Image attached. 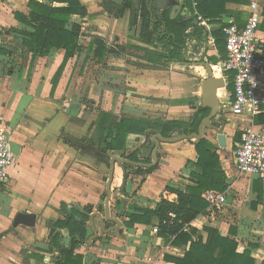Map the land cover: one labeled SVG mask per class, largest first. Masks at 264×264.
Here are the masks:
<instances>
[{"label": "crops", "instance_id": "1", "mask_svg": "<svg viewBox=\"0 0 264 264\" xmlns=\"http://www.w3.org/2000/svg\"><path fill=\"white\" fill-rule=\"evenodd\" d=\"M38 1L62 5L50 0ZM79 1L86 15H72L71 22L82 27L79 40L82 50L65 61L64 49L33 58L23 45L25 33H33L34 28L19 20L18 14L30 15L31 0H0V127L9 131L14 155L9 181L0 189V264H56L58 252L50 251L49 237L55 221L64 218L63 204L80 210L93 205L92 213L105 216L107 163L95 142L96 121L101 111L112 113L118 121L123 117L161 125L189 121L202 106L203 79L196 81L199 69L205 68L207 73L206 65L213 68L227 57L225 51L223 58L219 44L220 40L225 42L224 28L231 22L244 26L253 2L258 3L262 13L256 35L264 39V0L229 2L226 5L229 12L218 20L200 13L197 0L196 4L191 0H175L166 9H155V0H148L155 19L157 16L161 20L162 13L168 11L170 20L189 25L184 47L177 57L169 60L165 56L168 48L160 43L159 33L150 41L144 38L143 0H125L122 5L110 0ZM198 15L203 17V23ZM153 26L154 22L151 29ZM165 28V24L160 27L164 33ZM220 30L224 33L222 37L216 36ZM96 39H102L114 52L96 54ZM214 58L219 59L216 64ZM92 75L99 90L92 94V103L87 104L85 80ZM228 84L224 95H219L220 102L230 94ZM103 94L112 102L109 110L100 101ZM231 115L233 121L228 119L224 125L226 146L214 143L228 187L225 191L205 192V197L209 191L224 194L225 203L221 207L210 204L208 212L192 225L199 229L212 226L222 234H227L231 225H237L239 251L251 250L257 264H264V182L260 177L240 173L236 167L235 150L240 139L236 140L235 136L241 131L240 124L246 126L250 122L247 115L239 116L240 119ZM255 117L254 125L264 126L255 124ZM236 120L237 127H234L232 123ZM175 130L170 136L155 130L145 135L131 134L126 151L109 153L123 157L124 153L129 156L137 152L135 161L152 162L151 155L143 154V147H152L156 133L164 137L181 134ZM205 131L203 138L213 142L212 135L207 137ZM230 147L234 148L233 153ZM158 155V168L146 175L116 164L111 215L122 221V227L102 233L100 219L95 217L98 240L75 249L76 254L83 256L82 264H173L165 259V254H183L184 248L167 244L165 238L153 232L157 222L128 228L124 224L127 218L114 209L116 199L121 197L126 198L128 211L134 206L148 208L162 198L177 202V191L196 185L192 173H200L201 169L194 163L197 160L194 141L162 142ZM255 181H259L258 188L263 191V200L258 204ZM241 191L248 195L243 201L235 197ZM225 204L235 208L237 222L230 223L234 213L231 206L223 207ZM18 213L35 214L36 224L14 225ZM91 214L90 236L94 234ZM108 222L105 220L106 228L116 225ZM57 230L62 233L61 242L69 246V231Z\"/></svg>", "mask_w": 264, "mask_h": 264}, {"label": "trees", "instance_id": "2", "mask_svg": "<svg viewBox=\"0 0 264 264\" xmlns=\"http://www.w3.org/2000/svg\"><path fill=\"white\" fill-rule=\"evenodd\" d=\"M143 0L142 27L144 38L148 41L156 34L162 36L160 43L168 48L165 56L172 60L177 57L180 48L185 45L187 36V23L176 24L170 20L169 12L162 13L161 20L155 19L152 8ZM57 2L61 6L47 5L38 0H31L32 11L29 16L18 14L19 20L32 26L33 33H25L26 38L23 45L28 52H31L33 58L38 56H47L52 50L64 49L65 61L82 50L80 45L81 25L72 23V15H86L85 7L79 0H50ZM199 12L205 17L218 20L223 13L229 12L226 8L227 3H247L246 0H197ZM121 15V13H120ZM154 26L151 29V25ZM71 24V25H70ZM166 25L165 33L162 28ZM71 26L68 28V26ZM168 35V36H167ZM216 36H224L222 30L216 33ZM95 53L103 56L106 51L114 52V48H108L102 39H96ZM223 58H225V42H219ZM216 64L219 59L214 58ZM57 77V76H56ZM55 85V83H54ZM228 89L233 95V82L228 84ZM210 109L199 106L189 121H169L164 125L153 124L145 121H139L132 118L123 117L116 120L112 113L101 111L96 121L95 142L99 148L107 155L111 151H126L128 137L131 134L145 135L150 130L162 133L164 136H170L176 128H182L186 133L197 132L200 122L208 115ZM255 124H264V109L262 108L255 117ZM241 131L236 133V140L240 139ZM197 151V160L194 162L201 172H193L196 185H189L184 191H177L178 201L171 202L167 199H160L152 203L148 208L134 206L132 211H128L126 198H117L114 209L120 216H125L126 227H134L135 224L151 225L157 222L160 227L159 235L165 238L166 243L174 247L184 248L182 255L165 254V259L173 264H257L252 251L246 249L239 251V242L237 240L238 226L231 225L227 234L212 226H203L201 229L194 227L192 222L200 215L206 214L210 203L205 197V192L210 189L225 191L228 187L226 183V174L222 168L220 155L217 152L216 145L207 139L202 138L195 144ZM123 157L136 160L137 152ZM126 169L132 168L137 174L146 175L151 173L158 166L152 168L134 167L125 164ZM259 181L254 182V189L259 190L258 204L263 200V191L258 188ZM256 204V205H257ZM64 218L55 221V228L50 234V251L56 250L58 256L56 264H82L83 256L75 253L78 245L86 244L88 235V222L90 214L94 211L93 205H87L83 210L68 205H62ZM170 213H175L176 218L171 225L164 224ZM114 224L112 221L108 225ZM57 229H67L71 240L69 246L61 242V231ZM98 239L94 240L95 243Z\"/></svg>", "mask_w": 264, "mask_h": 264}, {"label": "built area", "instance_id": "3", "mask_svg": "<svg viewBox=\"0 0 264 264\" xmlns=\"http://www.w3.org/2000/svg\"><path fill=\"white\" fill-rule=\"evenodd\" d=\"M196 4L195 0H191ZM198 20L204 22L198 15ZM262 22V13L256 2L251 4V13L244 26L231 22L224 28L227 57L213 66V75L230 79L234 85L230 93L220 104L219 112L235 116H249V124L242 126L240 140L235 150L236 167L240 173L257 176L264 182V126L254 125L255 115L264 108V39L256 33ZM218 71V74H216ZM14 162L10 147L9 131L0 127V189L9 181V169ZM207 201L215 207L225 203V195L209 191ZM176 218L170 213L164 224L171 225ZM153 232H160L159 225Z\"/></svg>", "mask_w": 264, "mask_h": 264}, {"label": "water", "instance_id": "4", "mask_svg": "<svg viewBox=\"0 0 264 264\" xmlns=\"http://www.w3.org/2000/svg\"><path fill=\"white\" fill-rule=\"evenodd\" d=\"M117 5H122L125 0H110ZM175 0H155L154 7L155 9H166L171 4H175ZM207 68V76L202 80V107L210 109L208 115L203 117L200 122L199 128L197 132L186 133L184 129L177 128L175 131L180 132L181 134L174 137H164L159 133H156L152 137L153 145L152 147H143V154L151 155L152 162L146 163L141 161H135L129 158H124L120 156H113L108 158L103 152L100 153L102 159H105L106 163L109 165L110 172L107 181V197L105 199V216H103L100 212H94L91 214L90 225L94 231V234L89 237L86 241L87 244H90L93 240L97 239L99 236V230L95 227L94 218L98 217L100 219L101 231L102 233H110L115 230H119L122 227V221L117 217L111 215V198H112V181L114 178V172L116 164L121 166L124 169L125 164L134 165L136 167H145L152 168L155 167L159 162L158 151L160 149L162 142L174 143L182 140L194 141L197 144L204 136L205 129H211L216 132L218 135V140L221 146H226V134H225V126L224 125H216L214 123V119L217 117L220 110V98L218 91L220 88L226 87V82L222 77H215L213 75V69L210 65H206ZM127 176V175H125ZM126 181V180H125ZM105 220L115 222L116 225L111 226L109 228L105 227ZM18 224H26L28 226H34L36 224V215L32 213H18L14 220V225Z\"/></svg>", "mask_w": 264, "mask_h": 264}, {"label": "rangeland", "instance_id": "5", "mask_svg": "<svg viewBox=\"0 0 264 264\" xmlns=\"http://www.w3.org/2000/svg\"><path fill=\"white\" fill-rule=\"evenodd\" d=\"M194 69V68H193ZM198 73H200V76H196L197 77V83H199L202 79H205L206 78V76H207V73H206V71H205V68H200L199 69V72ZM86 82H85V87H84V93H85V103H87V104H91L92 103V100H93V98H91V96H92V94L96 91V89H97V91L99 90V87L98 88H96V82H94L93 81V75L91 76V78H89V77H87V80H85ZM200 86H201V83H200ZM197 89H199V87H197ZM219 90H221V92H219V95L220 96H223L224 95V92H225V89L224 88H220ZM96 98H97V96H95ZM200 97H201V93H200ZM95 99V98H94ZM98 99V98H97ZM101 102H102V105L103 104H107L108 106L106 107L107 108V110H109V105L112 103H110V98L105 94H103L102 95V97H101V100H100ZM110 103V104H109ZM221 115V116H220ZM226 117V119H224V118H222V117ZM235 117H237V119H240L239 118V116H235ZM232 118H234L231 114H227V113H225V112H220V113H218V115H217V117L214 119V123L216 124V125H218V126H220V125H225L226 124V121L228 122L229 120L228 119H232ZM232 121H233V119H232ZM237 121L238 120H236V121H234L233 123H232V126H234V127H237ZM206 135H207V137L209 136V135H212V138H213V143H216V144H219V142H218V136H217V134H216V132L214 131V132H212V130H209V129H206ZM175 136H178V134H175ZM219 146V145H218ZM229 151L231 152V153H233V151H234V148L233 147H230L229 148ZM115 155V153H109L108 154V157L109 158H111V157H113ZM132 169V168H131ZM109 170H110V168H109V165L107 164V180H108V177H109ZM134 170V169H133ZM133 172V171H132ZM107 180H106V182H107ZM117 188H119V186H117ZM237 193V192H236ZM238 194V193H237ZM235 195V194H234ZM246 196H248L247 195V192H240L239 193V195L237 196V195H235V197L238 199H241V201H243L245 198H246ZM229 206H231V205H228V204H225L223 207H229ZM232 207V206H231ZM232 210H231V213L233 214L232 215V218L230 219V223H234V222H237V216H236V212H234L235 211V208L234 207H232L231 208ZM105 210V209H104ZM105 212V211H104ZM235 217V218H234Z\"/></svg>", "mask_w": 264, "mask_h": 264}, {"label": "bare ground", "instance_id": "6", "mask_svg": "<svg viewBox=\"0 0 264 264\" xmlns=\"http://www.w3.org/2000/svg\"><path fill=\"white\" fill-rule=\"evenodd\" d=\"M216 74H218V71H216ZM219 92H221V90H219Z\"/></svg>", "mask_w": 264, "mask_h": 264}]
</instances>
